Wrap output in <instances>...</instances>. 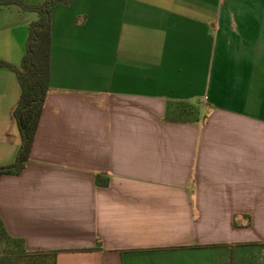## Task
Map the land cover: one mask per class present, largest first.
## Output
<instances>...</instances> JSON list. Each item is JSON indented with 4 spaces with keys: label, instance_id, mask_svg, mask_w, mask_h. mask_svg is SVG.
I'll return each mask as SVG.
<instances>
[{
    "label": "crops",
    "instance_id": "1",
    "mask_svg": "<svg viewBox=\"0 0 264 264\" xmlns=\"http://www.w3.org/2000/svg\"><path fill=\"white\" fill-rule=\"evenodd\" d=\"M37 19L0 4V62L20 67ZM20 94L0 68V166ZM182 102L198 122L166 119ZM0 217L55 264H264V0L57 5L50 90Z\"/></svg>",
    "mask_w": 264,
    "mask_h": 264
},
{
    "label": "trees",
    "instance_id": "2",
    "mask_svg": "<svg viewBox=\"0 0 264 264\" xmlns=\"http://www.w3.org/2000/svg\"><path fill=\"white\" fill-rule=\"evenodd\" d=\"M73 0H45L30 6L19 0H2L0 4L15 3L25 10L38 14V19L29 25L26 53L20 67L0 62V68L13 71L20 86V99L12 114L21 138L16 160L0 166V177L19 175L30 160L34 139L38 130L45 100L50 90L51 16L59 5L69 6ZM166 119L182 123H196L200 119L199 107L189 102L171 104ZM97 184L106 186L108 178L97 176ZM56 253H31L24 241L7 232L0 217V264H18L27 260L31 264H55Z\"/></svg>",
    "mask_w": 264,
    "mask_h": 264
},
{
    "label": "rangeland",
    "instance_id": "3",
    "mask_svg": "<svg viewBox=\"0 0 264 264\" xmlns=\"http://www.w3.org/2000/svg\"><path fill=\"white\" fill-rule=\"evenodd\" d=\"M18 264H31V263L27 260H21Z\"/></svg>",
    "mask_w": 264,
    "mask_h": 264
}]
</instances>
